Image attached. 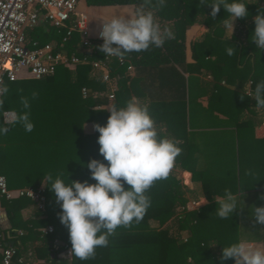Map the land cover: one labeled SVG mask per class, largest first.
<instances>
[{
  "label": "trees",
  "instance_id": "obj_1",
  "mask_svg": "<svg viewBox=\"0 0 264 264\" xmlns=\"http://www.w3.org/2000/svg\"><path fill=\"white\" fill-rule=\"evenodd\" d=\"M89 6L126 5L138 6L142 0H85ZM209 3L212 0H208ZM249 17L237 19L241 26L238 34L225 36L223 18H227L223 8L216 18L210 17L211 7L201 5L200 0H167V4L156 9L154 15L161 28L172 30L174 38L166 40L162 47H150L143 52L126 54L124 62L119 63L117 57L109 61V74L115 80L117 91L113 104L123 107L133 96H142L138 92L140 77H129L126 70L130 63L135 67L153 66L160 63L178 64L182 69L181 61L184 58L185 30L195 22L208 27V31L200 41L192 44L195 64L193 69L197 72L203 70L212 78L210 83L204 85L207 94V108L213 111L216 101L221 93L234 95L238 107L250 108L255 106L253 97L245 93V85L249 91L264 80V53L256 50L251 41V32L254 28L252 17L259 8L256 0H247ZM264 6V0H260ZM148 10H152L150 7ZM30 39L29 46L34 41L38 45L55 42L58 49H63L71 55L86 57L89 61L103 59L104 54L99 46L94 47L91 54L82 51L79 33L72 32L66 40V28L40 25L27 32ZM236 48H235V47ZM234 48V54L229 56L226 49ZM171 65V66H172ZM172 71L184 83L181 73L171 67ZM202 70V71H201ZM224 81V85L221 84ZM190 79L187 91L183 98L174 99L171 106L189 104L194 100ZM9 93L5 97L4 109L19 111L21 109L20 96L31 97L33 91L38 97L31 102V120L34 124L32 132H26L20 125L10 127L9 132L0 136V174L7 179L9 188L31 187L37 188L43 183L46 185L45 211L35 210L32 217L23 218L22 210L34 204L29 198L21 197L13 200L3 199L1 205L7 215L12 232L20 230L22 235L14 239V246L19 253L32 249L35 255L52 264V242L58 238L71 246L68 229L60 223L59 205L47 187L45 176L48 173L62 174L66 182L70 180L95 183L91 180L89 170L83 165L92 158L103 159L99 154L97 138L99 133H85L84 124L87 122L105 125L109 111L99 110L107 102L104 95L93 96L92 92H107L108 85L100 80V72L93 70L91 63H79L75 69L58 66L55 73L41 79H20L6 81ZM86 87L89 95L83 98L81 88ZM187 98V99H186ZM242 98V99H241ZM158 103L148 104L150 110ZM181 104V105H180ZM98 109V110H96ZM240 112V109H239ZM228 113V112H227ZM237 130L239 140L243 126L251 121L250 118L241 120L237 115ZM167 130L174 139H181L174 127L167 123ZM241 159L238 162L239 188L244 192L241 172ZM179 165L190 170L181 158ZM196 181V171H192ZM263 186V183L259 184ZM209 183L203 181L202 194L208 203L198 210L186 211L177 215V208L186 203L180 180L170 172L167 179L157 181L149 190L152 200L139 224L129 228L119 227L109 237V245L97 248L94 258L79 260L74 257L72 264H234L229 259L221 261L223 246L240 240V218L245 214L244 209H238L233 217L220 219L215 212V193L209 190ZM224 194V193H223ZM52 225L53 233L43 234L41 228ZM264 229V228H263ZM0 239V264H2V251L8 247L10 241Z\"/></svg>",
  "mask_w": 264,
  "mask_h": 264
},
{
  "label": "clouds",
  "instance_id": "obj_2",
  "mask_svg": "<svg viewBox=\"0 0 264 264\" xmlns=\"http://www.w3.org/2000/svg\"><path fill=\"white\" fill-rule=\"evenodd\" d=\"M256 2L259 8L252 17L251 41L256 50L264 53V6H260V0ZM166 4L167 0H142L138 6L126 7L119 14L101 19L99 36L103 43L99 51L123 59L132 52L162 47L174 34L168 27L161 28L154 12ZM200 4L211 7L213 19L223 8L227 14L223 23L232 36L234 22L250 16L247 0H212L211 3L200 0ZM149 7L152 10H148ZM226 51L229 56L234 54L233 47ZM245 88L247 90V85ZM8 93V85L0 82V136L15 125L32 132L31 102L38 97V92L33 91L31 97L20 96L19 111L4 109ZM250 95L257 108H264V80L256 84ZM99 110L110 113L105 125H93L99 133L97 143L103 159L92 158L83 165L95 183L70 180L69 176L66 182L60 173L45 176L47 187L60 208V223L68 229L70 255L82 261L94 258L97 248L107 247L109 237L117 228H129L143 220L152 205L149 190L157 181L168 178L182 152L177 141L161 135L149 105L138 98L132 97L123 107L108 104ZM248 174L251 175V171ZM215 202L219 205L215 212L220 219H229L242 209L238 195L231 189L226 188L223 197ZM252 218L253 227L264 228V206H255ZM220 259L222 262L231 259L234 264H264V247L241 239L223 246Z\"/></svg>",
  "mask_w": 264,
  "mask_h": 264
},
{
  "label": "crops",
  "instance_id": "obj_3",
  "mask_svg": "<svg viewBox=\"0 0 264 264\" xmlns=\"http://www.w3.org/2000/svg\"><path fill=\"white\" fill-rule=\"evenodd\" d=\"M126 7L134 6L130 4L89 6L84 0L78 8L86 15L90 34L95 35L100 27L101 19L119 14ZM240 28L241 26L236 20L233 35L238 34ZM207 31L208 27L199 22H195L185 30L184 58L181 61L185 70L178 64L172 65V63H160L148 67L140 66L139 68L130 63L126 74L129 77L138 75L141 79L138 92L142 96L133 97L147 104L158 103L151 112L161 135L174 139L167 130V123H170L176 134L181 137V139H174L178 142L182 152L176 158L171 172L182 184L186 203L191 205L192 201H196L198 209L208 203L202 194L203 181L209 183L211 192H216L215 199L223 197L226 188L231 189L238 195L239 207L245 210L244 217L240 218V231H242L240 240L243 239L255 246L264 247V229L259 225L253 227L254 220L252 218L254 207L264 206V199H260V197H264V108H257L254 105L250 108L238 107L234 101L235 96L231 92H224L218 96L213 111L207 108L208 101L207 94L204 93V85L207 82L210 83L212 78L204 70L197 72L193 69L192 65L196 62L191 48L192 44L200 41ZM225 36H232L226 28ZM171 65L184 77V83L172 71ZM189 79L194 100L191 104L186 101L185 107L179 106V104L171 106L170 103L174 99L183 98L184 92V95H187L185 90L188 87ZM221 84L224 85L223 80H221ZM105 93L104 96H106ZM245 93L252 97L249 88L245 90ZM108 104H113V101L107 98L105 104L96 107L104 108ZM237 115H241V120L250 118L254 123L253 127L251 121L243 126L240 140L237 130V117L239 116ZM93 125V122L85 123V133H93ZM178 158H181L191 171L181 167ZM239 159H241L244 196L239 188ZM192 171H196V181L193 179ZM249 171H251V175L248 174ZM260 183H263V186H260ZM35 210L37 209L34 204L25 207L22 210L23 218L32 217ZM3 211L4 214L0 216V239H4L5 232L10 244L14 245V239L18 234H16V230L13 231V234L9 230L10 224L4 208Z\"/></svg>",
  "mask_w": 264,
  "mask_h": 264
},
{
  "label": "built area",
  "instance_id": "obj_4",
  "mask_svg": "<svg viewBox=\"0 0 264 264\" xmlns=\"http://www.w3.org/2000/svg\"><path fill=\"white\" fill-rule=\"evenodd\" d=\"M84 0H0V82L20 79H41L53 75L58 66L75 69L79 63H91L93 70L100 72V80L108 85L106 97L114 101L117 85L109 74V61L112 57L104 55L103 59L89 61L80 58L75 53L68 55L63 49H58L55 42L38 45L36 41L30 47L27 32L40 25L56 28H66L67 36L76 31L79 33L80 46L83 52L91 54L94 47L101 45L103 40L99 36V29L91 35L87 26L86 15L79 10V4ZM122 64L124 59L118 58ZM129 67V66H128ZM83 98L88 97L89 90L81 88ZM104 93L92 92L93 96ZM21 197L29 198L36 209L45 211L46 189L42 184L37 188L19 187L9 188L7 179L0 174V216L4 214L1 201L13 200ZM198 204L192 201L177 208V215L186 211L197 210ZM43 234L53 233L52 225L42 227ZM16 234L23 232L16 230ZM52 264H72L74 256L70 255L71 246L55 238L52 242ZM2 264H50L35 255L32 249L19 253L12 245L3 249Z\"/></svg>",
  "mask_w": 264,
  "mask_h": 264
},
{
  "label": "water",
  "instance_id": "obj_5",
  "mask_svg": "<svg viewBox=\"0 0 264 264\" xmlns=\"http://www.w3.org/2000/svg\"><path fill=\"white\" fill-rule=\"evenodd\" d=\"M10 246H12V244H10Z\"/></svg>",
  "mask_w": 264,
  "mask_h": 264
}]
</instances>
